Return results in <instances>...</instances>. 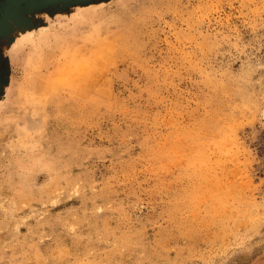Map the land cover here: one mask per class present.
I'll return each mask as SVG.
<instances>
[{"label":"rangeland","instance_id":"rangeland-1","mask_svg":"<svg viewBox=\"0 0 264 264\" xmlns=\"http://www.w3.org/2000/svg\"><path fill=\"white\" fill-rule=\"evenodd\" d=\"M0 264H264V0H0Z\"/></svg>","mask_w":264,"mask_h":264}]
</instances>
